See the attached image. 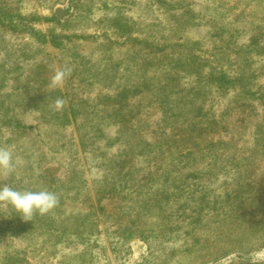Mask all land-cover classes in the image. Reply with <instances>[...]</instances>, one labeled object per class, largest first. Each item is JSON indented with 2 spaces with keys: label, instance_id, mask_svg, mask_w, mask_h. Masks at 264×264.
Instances as JSON below:
<instances>
[{
  "label": "rangeland",
  "instance_id": "obj_1",
  "mask_svg": "<svg viewBox=\"0 0 264 264\" xmlns=\"http://www.w3.org/2000/svg\"><path fill=\"white\" fill-rule=\"evenodd\" d=\"M262 95L264 0H0V264H264Z\"/></svg>",
  "mask_w": 264,
  "mask_h": 264
},
{
  "label": "clouds",
  "instance_id": "obj_2",
  "mask_svg": "<svg viewBox=\"0 0 264 264\" xmlns=\"http://www.w3.org/2000/svg\"><path fill=\"white\" fill-rule=\"evenodd\" d=\"M69 67L54 68L49 82L50 88L62 87L70 74ZM66 101L57 98L54 102L56 110H61ZM21 165V160L10 148L0 147V173L15 174ZM59 203V197L55 192L47 189L40 190H18L7 184L0 185V206H9L18 216L26 221L39 214L45 215L53 211Z\"/></svg>",
  "mask_w": 264,
  "mask_h": 264
},
{
  "label": "trees",
  "instance_id": "obj_3",
  "mask_svg": "<svg viewBox=\"0 0 264 264\" xmlns=\"http://www.w3.org/2000/svg\"><path fill=\"white\" fill-rule=\"evenodd\" d=\"M126 39H129V40H131V38H126L125 37V40ZM141 45H142V47L144 48H148L149 49V51L148 50H146V49H144L145 51H147L148 53H152L153 54V52H154V49L155 48H153L154 46L151 44V43H148V42H146V41H138ZM174 44V43H173ZM257 49H262L263 47L262 46H258V47H256ZM194 56L193 55H191V58H193ZM173 64H171V63H167L166 64V66H168L169 67V69H171L172 67H174V66H172ZM176 67L178 66V65H175ZM216 73V72H215ZM218 73H220V77H218V76H216V79H218V80H222L223 78L225 79V81L226 82H229L230 80H232V81H238V82H246V80L249 78V76H247V75H244V76H238V77H230L229 78V76H228V74L226 73V71L225 70H220ZM217 75V74H216ZM263 97H264V95H262ZM69 102V103H68ZM67 103H65V105H64V107L61 109V110H59L58 112H60L61 114H62V116H63V119L64 120H68V114H69V112H68V110L70 109L72 112H74L75 110H76V108L77 107H75V105L77 104V103H75V102H71V101H68ZM81 107H83V103L81 102V103H78ZM97 105H98V103H97ZM46 113H48V105H46ZM111 108H116L115 107V105L114 104H112V106L110 107V108H108L109 110H111ZM102 110H104V108L103 109H101L100 111H102ZM118 110H121L120 108L119 109H112V112L111 113H109L108 115L106 114V111L107 110H105L104 112H103V114H102V116H99V118H100V122L102 123L103 122V124H108L109 122H111V118H112V116H114L115 115V113L118 111ZM95 111V110H94ZM93 111V112H94ZM95 118L94 117H91V118H89V121H92V120H94ZM86 124L90 127V129H92V131H96L98 128H96V130H93L94 129V127H95V125H97V123H88V120L86 121ZM98 127V126H97ZM182 130H183V128H182ZM103 196H105V195H103Z\"/></svg>",
  "mask_w": 264,
  "mask_h": 264
},
{
  "label": "water",
  "instance_id": "obj_4",
  "mask_svg": "<svg viewBox=\"0 0 264 264\" xmlns=\"http://www.w3.org/2000/svg\"><path fill=\"white\" fill-rule=\"evenodd\" d=\"M54 13L57 18L61 19L63 17L64 11L62 10L60 6H57L54 8Z\"/></svg>",
  "mask_w": 264,
  "mask_h": 264
}]
</instances>
